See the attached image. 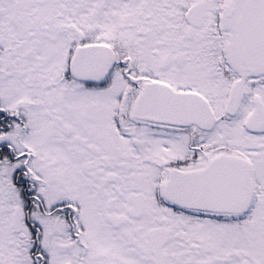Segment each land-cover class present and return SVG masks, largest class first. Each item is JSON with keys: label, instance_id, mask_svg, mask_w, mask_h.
<instances>
[{"label": "snow or ice", "instance_id": "6c2138e0", "mask_svg": "<svg viewBox=\"0 0 264 264\" xmlns=\"http://www.w3.org/2000/svg\"><path fill=\"white\" fill-rule=\"evenodd\" d=\"M0 264H264V0H0Z\"/></svg>", "mask_w": 264, "mask_h": 264}]
</instances>
